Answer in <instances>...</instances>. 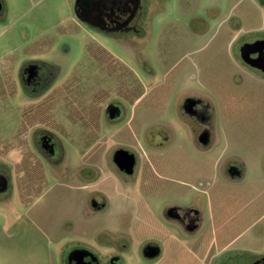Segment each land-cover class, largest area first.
Here are the masks:
<instances>
[{
  "label": "flooded vegetation",
  "instance_id": "flooded-vegetation-1",
  "mask_svg": "<svg viewBox=\"0 0 264 264\" xmlns=\"http://www.w3.org/2000/svg\"><path fill=\"white\" fill-rule=\"evenodd\" d=\"M6 8V1L0 0V18ZM71 11L74 20L119 42L147 41L154 26L170 20L179 22L194 44L212 31L222 32L234 66L231 71L213 73L211 98L191 87L193 76L182 72L177 103L168 108L162 124L147 118L136 126L139 129L130 126L127 142L115 143L106 165H90L80 150L75 159L64 162L65 151L57 136L43 127L48 124L45 117L40 121L53 101L41 97L59 89L54 87L57 69L36 57L18 66L11 85L35 102L24 110L29 118L25 125L43 124L31 134L33 147L54 168L55 180L67 179L66 183L79 187L86 215L105 211L114 200L115 230L123 233L118 242H97V247L83 240L68 243L60 264H112L113 258L123 264V255L132 246H138L146 260H155L166 245L177 246L175 250L189 245L199 252L218 243L224 244L223 251L212 252L208 264H264V242H260L264 235V32L244 31L247 25L231 19L217 23L219 5L213 0H73ZM234 32L239 34L231 42ZM100 48L97 59L104 67L105 55L111 59L113 55ZM118 86L116 94L121 97ZM104 100V90L99 89L90 113L93 131L106 134L118 128L113 133L117 135L126 127L128 114L119 100L106 105ZM115 107L120 115L112 117L109 110ZM239 127L242 130H235ZM119 150L133 155L131 172L124 163L114 162ZM180 157L188 163H180ZM102 183H112L111 193L94 189ZM232 231L252 236L247 238L254 243H225L222 237ZM152 247L159 254L145 257L144 249Z\"/></svg>",
  "mask_w": 264,
  "mask_h": 264
},
{
  "label": "rangeland",
  "instance_id": "rangeland-1",
  "mask_svg": "<svg viewBox=\"0 0 264 264\" xmlns=\"http://www.w3.org/2000/svg\"><path fill=\"white\" fill-rule=\"evenodd\" d=\"M5 1L7 8L0 18V172L7 175L9 189L0 195V264H60L61 251L68 243L83 240L97 247V242H118L123 233L115 230L118 225L114 200L105 211L86 215L79 187L67 184V179L55 180L54 168L33 147L31 134L43 124L35 121L25 125L29 118L24 110L35 102L11 85L18 66L36 57L57 69L54 87L59 89L41 97L53 101L40 121L45 117L48 124L43 127L57 136L65 151L64 162H71L80 150L90 165H106L115 143L127 142L130 126L139 129L136 126L147 118L156 125L162 124L168 108L177 103V83L182 72L186 77L193 76L191 87L211 98L213 73L231 71L234 66L231 48L223 33L215 31L194 44L193 36L175 20L154 26L147 41L134 38L119 42L74 20L73 0ZM213 1L219 5L217 23L231 19L247 25L244 31L264 32V0ZM189 14L186 12L185 17ZM238 34L233 33L231 42ZM100 46L113 55L112 59L105 55L104 67L102 60L97 59ZM127 69L131 71L128 73ZM119 84L121 97L116 94ZM99 89L104 90L105 105L119 100L128 114L126 127L117 135L113 133L118 128L106 134L93 131L90 113ZM255 105L250 103L251 107ZM179 160L188 163L184 157ZM94 183L90 181L91 185ZM95 187L111 193L113 186L102 183ZM247 237L252 236L242 237L232 231L222 240H236L238 245L254 241ZM260 242H264V235ZM223 246L218 243L196 252L189 245L179 250L166 245L155 260H146L138 246H132L123 255V264H199V258L203 256L207 261L212 252H222ZM99 248L102 250L103 245ZM205 261L203 264H208Z\"/></svg>",
  "mask_w": 264,
  "mask_h": 264
},
{
  "label": "water",
  "instance_id": "water-1",
  "mask_svg": "<svg viewBox=\"0 0 264 264\" xmlns=\"http://www.w3.org/2000/svg\"><path fill=\"white\" fill-rule=\"evenodd\" d=\"M244 49L245 47H243L242 50ZM109 113L112 114V117L113 115L114 117L118 116L120 115V109L118 107H115L114 110H109ZM114 162L119 165H121V162L124 163L125 167H127L126 168L127 172H131V170L133 169L134 159H133V155H131L129 152L122 151V150L116 151L114 154ZM8 189H9L8 177L6 174L0 173V195L6 194ZM158 254H159V249L156 247L144 249V256L147 258H154ZM117 260L118 258H113L111 260V263L116 264Z\"/></svg>",
  "mask_w": 264,
  "mask_h": 264
},
{
  "label": "crops",
  "instance_id": "crops-1",
  "mask_svg": "<svg viewBox=\"0 0 264 264\" xmlns=\"http://www.w3.org/2000/svg\"><path fill=\"white\" fill-rule=\"evenodd\" d=\"M196 255H197V254H196ZM199 260L201 261V262H199V261H198V262H199V264H203V262H202V261H205V257H203V256H202L201 258H199ZM205 262L207 263V261H205Z\"/></svg>",
  "mask_w": 264,
  "mask_h": 264
}]
</instances>
